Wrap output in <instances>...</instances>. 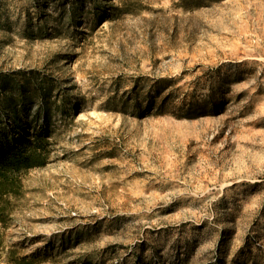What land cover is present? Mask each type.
Instances as JSON below:
<instances>
[{
  "label": "rangeland",
  "instance_id": "374dc122",
  "mask_svg": "<svg viewBox=\"0 0 264 264\" xmlns=\"http://www.w3.org/2000/svg\"><path fill=\"white\" fill-rule=\"evenodd\" d=\"M0 264H264V0H0Z\"/></svg>",
  "mask_w": 264,
  "mask_h": 264
},
{
  "label": "trees",
  "instance_id": "16d2710c",
  "mask_svg": "<svg viewBox=\"0 0 264 264\" xmlns=\"http://www.w3.org/2000/svg\"><path fill=\"white\" fill-rule=\"evenodd\" d=\"M40 139L22 138L21 141L9 147L0 149V194L11 193V184L14 174L21 169H28L37 164L38 143ZM12 264H41L40 261L22 257L20 260H11Z\"/></svg>",
  "mask_w": 264,
  "mask_h": 264
}]
</instances>
